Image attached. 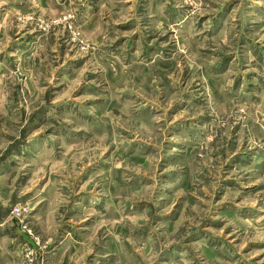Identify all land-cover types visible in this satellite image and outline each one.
I'll use <instances>...</instances> for the list:
<instances>
[{"label":"rangeland","instance_id":"1","mask_svg":"<svg viewBox=\"0 0 264 264\" xmlns=\"http://www.w3.org/2000/svg\"><path fill=\"white\" fill-rule=\"evenodd\" d=\"M114 1L0 0V264H264V0Z\"/></svg>","mask_w":264,"mask_h":264},{"label":"crops","instance_id":"2","mask_svg":"<svg viewBox=\"0 0 264 264\" xmlns=\"http://www.w3.org/2000/svg\"><path fill=\"white\" fill-rule=\"evenodd\" d=\"M97 2L98 1L94 2V0H92V1L91 0H81L80 5L78 6L79 8H75L72 11L75 12L73 18L81 23V30H82L81 32H82L83 36L87 37L91 41L95 42V44L100 46L103 42L106 41L103 38V35H105V37H106L110 33L109 32L110 27H108V26H110V24H111L110 23L111 19L113 18V16L117 15L116 12L119 13V11H121L122 9H120V8L117 9V7H115V1L114 0H104V2H103V4L105 5L104 8L102 7L103 4L100 5ZM94 7H97V8H94ZM98 7H100V8H98ZM42 8H43L42 12L44 13V11H45L47 17H51L54 15L56 16L57 13H59L61 10L60 5L58 6L57 3L55 2V0H42ZM57 29L58 30L56 31L55 34H53L52 32L51 33L49 32V36L47 38L50 40V38L52 37L54 44L57 43V40H58L56 35L64 32L63 28L57 27ZM31 32H33V29L29 27V28H26V30L23 33L30 34ZM2 34H4V33H2ZM107 41H109V40H107ZM31 42L34 43V40H32V39L27 40L25 49H28L29 44H32ZM124 42H126V41H124ZM107 45H105V47ZM103 50L105 51V49H103ZM104 51H102L101 49L100 50L98 49L96 51V54L100 55V53H97V52L104 53ZM12 54H13V56L14 55L17 56V53H9V55H12ZM59 58H60V56H59ZM16 60H19V59H16ZM20 60H21V58H20ZM117 61H119V60H117ZM135 62L140 63L141 61H135ZM107 73H108V70H107ZM160 73L161 72H157L156 73L157 75H155V74L151 75L149 79H151L152 76L154 77L152 79L158 78V76H160ZM80 74H81V71L76 73L74 75V77H79ZM146 74H147L146 72H144V73L143 72H141V73L136 72L135 73L133 71H129L128 67H127L125 73L123 74L124 77H120L121 85L125 84L127 86H131L133 88H136L138 92H140L144 95L148 94L149 92L154 93V91H156L155 89H153L152 91H151V89H149V87H151V84L153 85L154 80L153 81L151 80L150 82L142 81V78H145ZM63 75H64L63 77H65V76L68 77L67 74L65 75V73H63ZM125 79H127V81ZM125 82H127V83H125ZM27 83L31 84L30 82H27ZM147 84H150V85H147ZM134 105L135 104H129V103L124 104L123 109H124V111L132 110V108H134Z\"/></svg>","mask_w":264,"mask_h":264},{"label":"water","instance_id":"3","mask_svg":"<svg viewBox=\"0 0 264 264\" xmlns=\"http://www.w3.org/2000/svg\"><path fill=\"white\" fill-rule=\"evenodd\" d=\"M24 236V238L33 246L35 247V243L32 239L28 238L25 234H22Z\"/></svg>","mask_w":264,"mask_h":264}]
</instances>
